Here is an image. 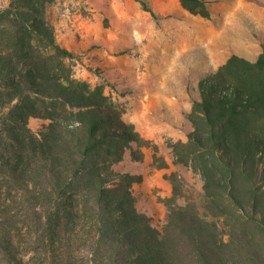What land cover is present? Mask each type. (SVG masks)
I'll use <instances>...</instances> for the list:
<instances>
[{
  "label": "trees",
  "instance_id": "obj_1",
  "mask_svg": "<svg viewBox=\"0 0 264 264\" xmlns=\"http://www.w3.org/2000/svg\"><path fill=\"white\" fill-rule=\"evenodd\" d=\"M0 9V264H264V41L255 62L232 56L201 78L186 142L173 164L203 181L200 201L175 173L161 228L117 170L128 155L169 169L158 148L74 78L47 10L55 0ZM210 18L204 0H179ZM146 10L152 11L146 7ZM153 14V13H152ZM30 119L49 121L34 133ZM135 146V148H133Z\"/></svg>",
  "mask_w": 264,
  "mask_h": 264
},
{
  "label": "rangeland",
  "instance_id": "obj_2",
  "mask_svg": "<svg viewBox=\"0 0 264 264\" xmlns=\"http://www.w3.org/2000/svg\"><path fill=\"white\" fill-rule=\"evenodd\" d=\"M204 1L210 18L189 13L179 0H55L47 10L58 43L77 56L66 61L74 78L100 87L108 106L170 165L155 168L153 150L144 148L142 162L126 155L117 168L141 177L132 191L159 228L167 214L163 200L173 191L169 175H177L190 198H202L201 176L175 166L170 149L193 130L188 115L199 99V81L232 56L255 62L262 54L264 0ZM8 4L0 0V9ZM48 125L29 121L34 133Z\"/></svg>",
  "mask_w": 264,
  "mask_h": 264
}]
</instances>
